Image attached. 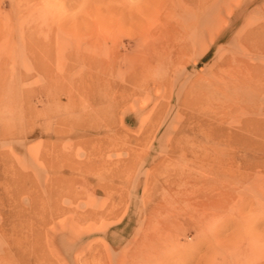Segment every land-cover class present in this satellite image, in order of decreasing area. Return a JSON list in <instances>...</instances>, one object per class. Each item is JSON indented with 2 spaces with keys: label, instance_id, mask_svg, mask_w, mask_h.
<instances>
[{
  "label": "rangeland",
  "instance_id": "rangeland-1",
  "mask_svg": "<svg viewBox=\"0 0 264 264\" xmlns=\"http://www.w3.org/2000/svg\"><path fill=\"white\" fill-rule=\"evenodd\" d=\"M0 264H264V0H0Z\"/></svg>",
  "mask_w": 264,
  "mask_h": 264
}]
</instances>
